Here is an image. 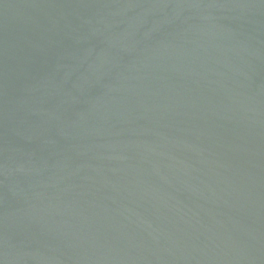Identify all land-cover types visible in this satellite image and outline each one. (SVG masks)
I'll list each match as a JSON object with an SVG mask.
<instances>
[{"label":"water","instance_id":"water-1","mask_svg":"<svg viewBox=\"0 0 264 264\" xmlns=\"http://www.w3.org/2000/svg\"><path fill=\"white\" fill-rule=\"evenodd\" d=\"M0 264H264V0H0Z\"/></svg>","mask_w":264,"mask_h":264}]
</instances>
